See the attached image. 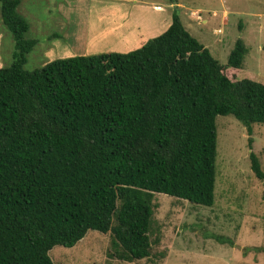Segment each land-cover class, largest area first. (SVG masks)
Segmentation results:
<instances>
[{"label":"trees","instance_id":"obj_1","mask_svg":"<svg viewBox=\"0 0 264 264\" xmlns=\"http://www.w3.org/2000/svg\"><path fill=\"white\" fill-rule=\"evenodd\" d=\"M20 4L0 0L15 40L14 63L0 69V264H54L53 248H73L89 231L111 233L114 258L148 259L159 242L156 194L215 204L219 116L247 129L251 168L264 181L253 150L264 83L239 78L241 39L223 66L175 10L169 29L138 50L31 72L37 41L26 39Z\"/></svg>","mask_w":264,"mask_h":264},{"label":"rangeland","instance_id":"obj_2","mask_svg":"<svg viewBox=\"0 0 264 264\" xmlns=\"http://www.w3.org/2000/svg\"><path fill=\"white\" fill-rule=\"evenodd\" d=\"M134 1L21 0L18 11L30 24L26 39L37 41L27 56L25 69L32 72L54 60L80 53L86 56L110 53L102 47L112 45L116 35L102 38L98 31L101 28L116 31L131 22ZM173 1L170 13L177 10L180 18L186 9L201 10L196 17L198 22L192 21L193 35L190 34L221 65H228L230 54L241 39L248 53L239 78L264 83V0ZM224 11H229L227 24L222 21ZM184 17L185 26L189 19ZM219 29L221 32H216ZM95 50L100 51L93 53ZM14 53V37L0 16V69L14 63ZM226 73L232 77L230 71ZM216 123L218 156L213 207L156 194L152 241L159 239V242L153 245L148 259L128 263L114 258L110 255L111 233L89 231L73 248H53L49 253L53 263L264 264V181L257 179L251 168L247 129L232 116H219ZM253 130V150L264 170V125H255Z\"/></svg>","mask_w":264,"mask_h":264},{"label":"crops","instance_id":"obj_3","mask_svg":"<svg viewBox=\"0 0 264 264\" xmlns=\"http://www.w3.org/2000/svg\"><path fill=\"white\" fill-rule=\"evenodd\" d=\"M171 0H165L162 2H153V1H143L136 0L134 4L135 8L132 10L131 22L124 25V27L114 31L110 29L101 28L98 33L102 38H107L110 34L116 35V40L113 41L112 45L107 47H102V49H106V51L110 53H130L132 51L138 50L142 48L150 39L156 38L163 33H165L173 22V13H170V9H173L174 3L170 2ZM174 2V1H173ZM177 2V1H176ZM167 3V4H166ZM148 6H151L149 8ZM169 8V10H168ZM179 8H183L182 4H179ZM184 9V8H183ZM186 9V8H185ZM187 12L184 14L188 17V25H185V28L189 33L192 32V21L195 23L198 22L196 17L198 14H201L200 9H186ZM181 17L180 19L185 24V17ZM216 15V13H215ZM172 16V19H171ZM229 11H224L222 21L223 24H227L229 21ZM184 18V21H183ZM202 23H207L208 21L202 20ZM216 32L220 33L221 29L216 30ZM192 34V33H191ZM193 35V34H192ZM99 42V41H98ZM119 42L116 46L115 43ZM115 46V48H114ZM114 48V49H113ZM100 50H95L94 52H99ZM79 56H86L80 53Z\"/></svg>","mask_w":264,"mask_h":264}]
</instances>
